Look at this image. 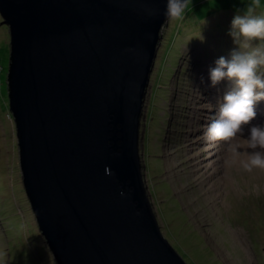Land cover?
<instances>
[{
	"label": "water",
	"instance_id": "95a60500",
	"mask_svg": "<svg viewBox=\"0 0 264 264\" xmlns=\"http://www.w3.org/2000/svg\"><path fill=\"white\" fill-rule=\"evenodd\" d=\"M166 4L0 0L23 184L59 264H189L159 225L141 150Z\"/></svg>",
	"mask_w": 264,
	"mask_h": 264
},
{
	"label": "rangeland",
	"instance_id": "374dc122",
	"mask_svg": "<svg viewBox=\"0 0 264 264\" xmlns=\"http://www.w3.org/2000/svg\"><path fill=\"white\" fill-rule=\"evenodd\" d=\"M251 2L189 0L183 19L169 20L163 28L146 95L141 127L145 182L164 236L189 264H264V169L227 168V145L208 142L203 134L229 88L226 80L211 87L210 68L238 48L229 34L231 21ZM261 5L258 16H264V0ZM11 41L0 13V260L59 264L23 184L7 80ZM252 46L264 47V41L256 39ZM163 74L164 87L158 78ZM255 111L264 117V100ZM258 121L244 125L237 138L241 159L253 151L246 141L251 127L264 128V118Z\"/></svg>",
	"mask_w": 264,
	"mask_h": 264
},
{
	"label": "clouds",
	"instance_id": "9594fccd",
	"mask_svg": "<svg viewBox=\"0 0 264 264\" xmlns=\"http://www.w3.org/2000/svg\"><path fill=\"white\" fill-rule=\"evenodd\" d=\"M261 0H252L244 14H236L231 21L230 35L238 48L231 51V58L221 56L210 68L211 87L223 81L229 82L219 104L215 117L207 124L204 138L211 143L223 142L227 145L228 155L224 164L227 168L239 165L247 171L254 168L264 169V128L252 126L246 138L247 158L241 159V145L238 136L243 126L249 124L256 116L255 105L264 100V47H253L259 39L264 41V16L255 14L260 8ZM187 9V0H167L165 17L169 20H182ZM2 264V260H0Z\"/></svg>",
	"mask_w": 264,
	"mask_h": 264
},
{
	"label": "trees",
	"instance_id": "16d2710c",
	"mask_svg": "<svg viewBox=\"0 0 264 264\" xmlns=\"http://www.w3.org/2000/svg\"><path fill=\"white\" fill-rule=\"evenodd\" d=\"M187 11H188V8L186 9V12H185V13H187ZM180 26H181V25H180ZM178 30H181V27H180ZM177 36H178V34H177ZM175 37H176V36H175ZM163 39H164V38H163ZM173 39H174V38H173ZM171 46H172V43H169V45H168V50H167L168 53H170V51H171V49H172ZM165 58H166V57H165ZM179 62H180V61H179ZM168 64H169V63H168ZM182 64H183V62H180V63H179V65H182ZM166 67H167V65H166ZM180 67H181V66H180ZM167 68H168V67H167ZM177 71H179V70L177 69ZM182 71H183V65H182V68L180 69L179 72H182ZM165 76H166V75H164V74L158 76V78L160 79L159 84H160V85H163V87H164V85H165ZM155 89H156V88H155ZM152 101H153V100H152ZM151 104L154 105V103H152V102H151ZM152 109H153V108H152ZM177 249H178V248H177ZM178 251L180 252L179 249H178ZM181 253H182V252H181ZM181 253H180V254H181ZM181 255H183V254H181Z\"/></svg>",
	"mask_w": 264,
	"mask_h": 264
},
{
	"label": "bare ground",
	"instance_id": "6f19581e",
	"mask_svg": "<svg viewBox=\"0 0 264 264\" xmlns=\"http://www.w3.org/2000/svg\"><path fill=\"white\" fill-rule=\"evenodd\" d=\"M263 118H264V117H262V115H259V116H256V117H255V119H256L257 121H258V120H259V121H260V120H263ZM259 121H258V122H259Z\"/></svg>",
	"mask_w": 264,
	"mask_h": 264
}]
</instances>
